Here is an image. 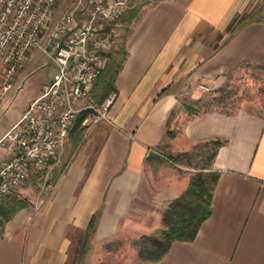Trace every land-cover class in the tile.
Segmentation results:
<instances>
[{"label": "crops", "instance_id": "obj_1", "mask_svg": "<svg viewBox=\"0 0 264 264\" xmlns=\"http://www.w3.org/2000/svg\"><path fill=\"white\" fill-rule=\"evenodd\" d=\"M125 48L92 159L89 139L70 131L49 162V192L5 222L0 264H66L69 228L85 229L96 211L93 243L121 231L151 233L164 226L163 210L198 170L218 172L209 215L193 239L173 240L150 264H264V117L244 108H199L206 99L198 85L212 90L247 63L264 64V0H156L135 20ZM37 51L9 89L32 73ZM217 137L224 140L210 157L206 144ZM197 143L208 154L201 164L191 156Z\"/></svg>", "mask_w": 264, "mask_h": 264}, {"label": "built area", "instance_id": "obj_2", "mask_svg": "<svg viewBox=\"0 0 264 264\" xmlns=\"http://www.w3.org/2000/svg\"><path fill=\"white\" fill-rule=\"evenodd\" d=\"M130 0H0V82L6 90L38 49L56 63L51 78L0 137V198L46 167L67 139L78 111L109 61L113 23ZM207 89V85L198 84ZM105 98L100 114L112 101Z\"/></svg>", "mask_w": 264, "mask_h": 264}, {"label": "rangeland", "instance_id": "obj_3", "mask_svg": "<svg viewBox=\"0 0 264 264\" xmlns=\"http://www.w3.org/2000/svg\"><path fill=\"white\" fill-rule=\"evenodd\" d=\"M154 1L156 0H130L126 9L113 23L114 41L110 47L109 61L103 72L96 79L92 89L87 93L84 101L81 102L93 107L96 112L88 115L79 131L80 138H83L84 141L89 139L87 144L90 147L89 161L92 159L94 151L98 148L106 130L103 125L97 126L101 121L105 120V116H102L99 112L102 102L105 100L101 101V97L107 92L113 93L115 91L113 87L115 69L117 63L119 64L125 55L126 38L141 12ZM69 6L70 0H63L56 8V15L62 13ZM36 56L35 65H30L29 68L32 73L18 82L19 85H14L11 89L8 88L4 91L0 82V94L3 92L9 95L0 98V128L10 120L17 110L22 108L23 102L38 89L40 82H47L57 68L56 63L50 60L44 52L38 50ZM20 72L21 70L16 74L15 78L18 77ZM46 76H50V78L43 80ZM201 89L203 91L202 97L204 100L206 99V104H202L203 106L199 108L212 107L214 104V106L224 109L244 108L264 117V64L262 63L249 62L233 72L229 77H225L218 87L212 90L210 88ZM215 96H223V98L213 101L214 104L210 103L211 97ZM206 145L207 151H210L211 146L209 144ZM196 147H198L197 154L191 156L195 164H201L207 160L208 154L202 151L204 145H201V143H197ZM173 156L182 161L190 158V154L185 153H173ZM185 161L187 162V160ZM48 165L31 174L29 178L5 197L24 198L27 202L25 207H31L38 197L46 195L51 189L55 172L52 173ZM161 228L159 227L151 233H159ZM69 232L72 236V241L68 248L66 264H150L152 261L139 253L138 241L141 239L142 234L137 235L121 231L104 241L96 243L91 241V236L89 246L84 256L81 257V244L78 239L83 236L82 230L70 227Z\"/></svg>", "mask_w": 264, "mask_h": 264}, {"label": "trees", "instance_id": "obj_4", "mask_svg": "<svg viewBox=\"0 0 264 264\" xmlns=\"http://www.w3.org/2000/svg\"><path fill=\"white\" fill-rule=\"evenodd\" d=\"M126 53V50H125ZM110 55V53H109ZM124 57L120 63H117L115 73L119 70ZM231 75V74H230ZM228 75L227 77H229ZM113 87H116L113 83ZM109 94L107 92L101 97V101ZM223 96L211 97L210 103L216 101ZM214 104V103H213ZM187 103V107H191ZM91 113H96L93 107H85L77 112L71 126V132L78 134L83 119ZM223 138H211V150L209 156H213L216 147L223 142ZM52 161V159H51ZM218 175L217 171L213 170H198L195 171L190 179L188 186L176 197H174L169 205L163 210V223L159 233H143L138 241L139 253L151 260H156L162 257L169 249L171 243L175 239L191 240L199 228L201 222L206 218L211 210V195L214 182ZM6 196V195H5ZM1 197L0 198V233L4 230L5 222L11 218L17 210L26 205V199L20 197ZM98 211L94 212L85 229L82 230L83 236L79 237L81 244L80 254L84 256L86 249L89 246V239L93 235L97 220ZM72 237V236H71ZM82 264V263H81Z\"/></svg>", "mask_w": 264, "mask_h": 264}]
</instances>
